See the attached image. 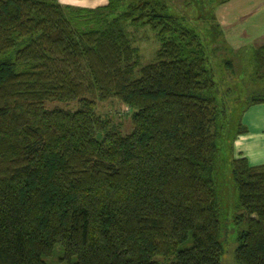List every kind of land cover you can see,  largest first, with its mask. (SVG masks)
<instances>
[{
    "label": "trees",
    "instance_id": "obj_1",
    "mask_svg": "<svg viewBox=\"0 0 264 264\" xmlns=\"http://www.w3.org/2000/svg\"><path fill=\"white\" fill-rule=\"evenodd\" d=\"M120 1L77 10L105 21L80 29L58 0H0V264H49L56 245L69 264L220 262L218 90L204 44L166 0L108 19ZM135 12L161 41L143 64L119 24ZM253 58L264 67V45ZM110 98L130 109V133L96 112ZM232 173L246 223L235 261L264 264V162L233 158Z\"/></svg>",
    "mask_w": 264,
    "mask_h": 264
},
{
    "label": "rangeland",
    "instance_id": "obj_2",
    "mask_svg": "<svg viewBox=\"0 0 264 264\" xmlns=\"http://www.w3.org/2000/svg\"><path fill=\"white\" fill-rule=\"evenodd\" d=\"M135 1L121 0L118 8L108 15V19L128 10V5ZM58 2L64 7L67 15L72 17V23L77 28H92L97 24L105 23L96 18L95 12L77 14L75 12L81 9L96 10L106 5L108 0H58ZM166 2L171 13L182 17L183 22L199 34L218 90L215 92L218 106L215 128L218 134V150L214 157L213 180L218 201L220 241L223 246L219 264H237L234 258L237 235L240 230L246 228V223L238 218L242 210L232 173V159L247 157L251 165L262 163V161L256 162L253 158L257 157V153L251 154L250 159L244 146H249L255 149L254 152H258L264 145V135L260 134L264 130V105L250 104L251 97L264 90V67L259 68L255 65L254 42L245 43L238 49L228 46L222 36L221 27L213 16V0H166ZM137 15L139 12L121 18L119 24L133 46L138 48L140 62L143 64L154 60L161 41L157 30L152 29L149 24H142L141 20H132ZM252 22L249 18L242 19V22L236 25V29L240 30L243 28L242 25ZM55 105L75 108L76 103H47L48 107ZM95 110L98 114L109 117L122 134L131 132L130 109L118 99L97 100ZM254 116L256 122L248 124L247 117L254 118ZM240 123L246 126L247 131L236 135ZM247 132L253 135L248 136L246 141V137L242 138V136ZM234 135L236 136L231 146ZM44 258L49 264H69L60 245L55 246L52 256Z\"/></svg>",
    "mask_w": 264,
    "mask_h": 264
},
{
    "label": "crops",
    "instance_id": "obj_3",
    "mask_svg": "<svg viewBox=\"0 0 264 264\" xmlns=\"http://www.w3.org/2000/svg\"><path fill=\"white\" fill-rule=\"evenodd\" d=\"M214 14L213 16L221 27L222 36L228 46L238 49L245 43L254 42V49H256L264 45V30H261V28H264V0H228L217 4L214 7ZM245 18L252 19L253 22L247 25L244 24L242 29L237 30L236 25ZM255 105L262 106L264 103ZM246 122L248 124L255 123V116L254 118L247 117ZM260 134L264 135V130ZM252 135L251 132H247L242 138L246 137L247 141L248 136ZM244 148L250 159L251 154L257 153V157H253L256 162H264V158H262L264 157V145L259 148L258 152H254L255 149L253 150L249 146H244Z\"/></svg>",
    "mask_w": 264,
    "mask_h": 264
}]
</instances>
